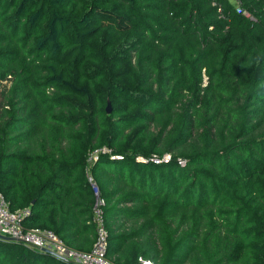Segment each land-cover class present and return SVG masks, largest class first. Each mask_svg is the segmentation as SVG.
Returning <instances> with one entry per match:
<instances>
[{"label":"trees","instance_id":"trees-1","mask_svg":"<svg viewBox=\"0 0 264 264\" xmlns=\"http://www.w3.org/2000/svg\"><path fill=\"white\" fill-rule=\"evenodd\" d=\"M93 184L115 264H264V0H0V191L88 250Z\"/></svg>","mask_w":264,"mask_h":264},{"label":"built area","instance_id":"built-area-1","mask_svg":"<svg viewBox=\"0 0 264 264\" xmlns=\"http://www.w3.org/2000/svg\"><path fill=\"white\" fill-rule=\"evenodd\" d=\"M244 14L255 20L256 17L248 11ZM98 150L93 152V159L97 158ZM169 154L151 158L154 162L168 161ZM184 164L183 160H179ZM96 199L93 205L92 222L95 229V240L88 250H81L68 245L53 229L40 226H27L24 216L30 210L28 207L11 209L5 195L0 191V234L11 237L32 249L47 250L68 260L73 264H115L108 256V228L105 221L104 199L99 196L97 187L93 184ZM134 264H157L150 258L139 256Z\"/></svg>","mask_w":264,"mask_h":264},{"label":"water","instance_id":"water-1","mask_svg":"<svg viewBox=\"0 0 264 264\" xmlns=\"http://www.w3.org/2000/svg\"><path fill=\"white\" fill-rule=\"evenodd\" d=\"M106 111H107V112H110V111H111V106H110V103H109V102H108L107 105H106ZM0 238H2V239H6V240H15V239H13V238H11V237L4 236V235H1V234H0ZM42 251L47 252V253H50V254H53V255L59 257L58 255H56V254H54V253H52V252H49V251H47V250H44V249H43Z\"/></svg>","mask_w":264,"mask_h":264},{"label":"rangeland","instance_id":"rangeland-1","mask_svg":"<svg viewBox=\"0 0 264 264\" xmlns=\"http://www.w3.org/2000/svg\"><path fill=\"white\" fill-rule=\"evenodd\" d=\"M108 102L110 103V106H111V111H110V112H107V113H111V112H112V110H113V106H112V101H111V99H110V98H107V99H106V103H105V105H106ZM105 105H104V107H105Z\"/></svg>","mask_w":264,"mask_h":264}]
</instances>
